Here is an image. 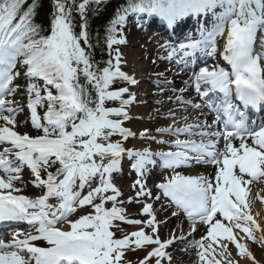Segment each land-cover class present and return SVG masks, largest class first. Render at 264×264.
Here are the masks:
<instances>
[{
  "label": "snow or ice",
  "instance_id": "obj_1",
  "mask_svg": "<svg viewBox=\"0 0 264 264\" xmlns=\"http://www.w3.org/2000/svg\"><path fill=\"white\" fill-rule=\"evenodd\" d=\"M104 2L53 0L48 34L42 25L34 22L39 0H32L26 9L24 5L28 0H0V120L5 122L0 126V143L14 146L18 150L17 158L35 174L37 186L47 188V194L35 200L13 195L20 191L14 187L18 177L13 173H19L21 168H13L0 156V167L8 174L7 179L0 177V190H9L7 194L0 192V222H26L37 233H29L23 239L14 238L8 244L0 239V264H123L124 250L131 247L133 238L137 248L158 245L142 264H148L152 257L164 258L165 249L173 241L161 242L144 231L114 239L110 231L114 221H125L123 210L116 206L120 193L112 182L113 173L120 171L125 156L134 161L132 167L142 178L150 166H156L157 160L165 169L172 170L174 175L158 185L162 195L184 211L193 225L197 220L209 225L205 239L232 241L242 256H250L245 245L236 240L232 228L226 227L222 220L236 221L235 227L251 237L254 229L242 227L240 221L245 225L255 224L245 211L248 208L246 185L264 178V125L258 131H250L245 113L234 100H239L245 108L264 106V0H128L107 29L110 58L107 66L100 67L90 51L93 45L87 32L86 12L93 10L91 5L98 10ZM76 11L83 18L79 32L74 30L73 13ZM130 12L155 14L170 27L188 16H213L210 31L201 27L199 40L180 44L170 55L179 52L184 59L202 51L215 56L216 40L226 34L223 59L231 66V71L203 67L194 74L195 90L201 97H209L212 92L223 94L219 103L205 100L208 108L216 112L215 123L222 124L223 131L217 127L209 132L206 129L210 125L200 124L195 125L200 129L198 133L192 131V126L160 129L162 135H199L201 142L177 139L169 147L178 151L159 154L128 150L121 142L111 141L114 135L125 141L134 138V134L123 127V122L129 115L126 108L134 103L135 97L127 87L110 90L117 80L130 85L137 83L121 71L118 50H115V62L111 58L113 45L126 42L117 38V28L125 25ZM18 64H22L29 80L44 82V96L36 83L28 87L29 93L35 96L29 101L32 124L43 132L35 138L20 135L8 127L15 125L16 108L6 97L18 87L12 86L20 75ZM126 94L129 99L123 98ZM106 101H119L120 107H106ZM45 102L47 109L42 118L37 106L43 107ZM193 107L200 109L201 105L193 104ZM221 138L224 140L222 152L217 148ZM237 139L238 147L233 144ZM249 139L251 144L247 142ZM189 152L195 156H190ZM191 160L212 163L218 166V171L212 179L184 176L176 171L190 166ZM57 164L55 174L49 172L46 180L41 179L42 168ZM136 185H139V195H152L144 192L143 179L137 180ZM85 188L88 191L83 194ZM109 192L111 195H106ZM51 198L57 202L49 203ZM109 201L113 205L110 209L105 207ZM89 205L94 214L70 219L78 207ZM143 211L151 215L152 206H145ZM154 220L155 217L148 222V227L154 226ZM126 222L141 224L139 220ZM65 224L68 230H64ZM37 240L45 241L48 246H34L32 242ZM192 246L203 249L199 253L201 261L219 264L210 259L211 243L207 248L202 241Z\"/></svg>",
  "mask_w": 264,
  "mask_h": 264
},
{
  "label": "trees",
  "instance_id": "obj_2",
  "mask_svg": "<svg viewBox=\"0 0 264 264\" xmlns=\"http://www.w3.org/2000/svg\"><path fill=\"white\" fill-rule=\"evenodd\" d=\"M39 2H40V7L37 9L38 14L35 18H37L38 24L42 25L47 32L50 28V21L52 18L53 0H39ZM76 2L80 3L82 2V0H76ZM30 3H32V0H28V3L24 5V8L26 9L28 4ZM94 6L95 5H91L90 7L92 9H95L96 7ZM114 7H115L114 2L108 3L106 8L104 9V12L97 17H96V15L98 14L97 10L86 12L87 32L89 35V40L93 45L90 51L92 52L93 59L100 67H103L108 61V55L105 47L106 37L108 34L107 32L108 24L106 19L111 15V13L114 10ZM98 9L99 11L101 10V8ZM73 16H74L73 22L76 25L74 30L79 32L82 30L80 28V24L83 22V18L80 16L78 11L74 12Z\"/></svg>",
  "mask_w": 264,
  "mask_h": 264
},
{
  "label": "rangeland",
  "instance_id": "obj_3",
  "mask_svg": "<svg viewBox=\"0 0 264 264\" xmlns=\"http://www.w3.org/2000/svg\"><path fill=\"white\" fill-rule=\"evenodd\" d=\"M134 43L137 44V45L136 46L132 45L131 47H129V51H133L134 53L136 52V54L133 55V57L135 58V61H133V59L130 60L131 63H132V67H134L135 72H136V69L138 67L142 68L143 66L148 64L150 61H148V62L146 61V52H144L145 51V44H146L145 38H142V37L136 38ZM139 73H141V72H139ZM151 112H152L151 109L146 111V115L149 114L148 115L149 118H151V115H150ZM24 115H25V112H24ZM26 115L29 116L28 112H26ZM20 117H22L21 114L19 115V118ZM155 118H157V117H152L151 120L154 122ZM142 122L147 124V126L150 124V123H148L147 120H143ZM19 123H20V125L23 124V122H19ZM140 124H142V123H140ZM26 127L25 128H21L19 131L23 135H28L30 137H34L35 138L36 137V133L34 131H32L33 124H32L31 121H29V118H28V120L26 122ZM30 178H34V176H30ZM46 179H47V176L44 174L43 175V180H46ZM263 179L264 178H260V180H263ZM255 183L256 182H253V186L255 185ZM28 186H31V185L28 184ZM125 188L128 190V186L127 185H125ZM130 193H132V190H130L127 193H124V199L132 200V194H130ZM263 208H264V206H263ZM133 212H135V208L128 210L129 214H132ZM119 231H125V230H119ZM256 243H258V245L260 244L259 241H257ZM251 250H252V252L250 253V256H242V255L239 256V255H236V256H234L232 258H229L228 260L230 262H232L233 264H264V246H262L261 248L258 247V249H256L251 244ZM133 254H134V256H139L141 258H144L146 255H148L146 249L136 250V251L133 252Z\"/></svg>",
  "mask_w": 264,
  "mask_h": 264
},
{
  "label": "bare ground",
  "instance_id": "obj_4",
  "mask_svg": "<svg viewBox=\"0 0 264 264\" xmlns=\"http://www.w3.org/2000/svg\"><path fill=\"white\" fill-rule=\"evenodd\" d=\"M158 114H160V111H159ZM202 169L203 170H206L205 172H207L208 175H214L218 171V166H212L208 170L205 169V168H202ZM178 170H179L178 171L179 173H184L185 172V170L184 171H181L180 169H178ZM199 170H201V169L200 168H198V169L197 168L196 169H193L192 168V169H190V170L187 171V175H189L191 177H198L196 173ZM263 184H264V181L261 184V188L259 190L257 188H255L254 190H251V192H250V196L253 199L254 198H258L259 200H261L258 204L255 205L256 211L253 214L254 218L256 219V224H254L256 226H259L260 224H262L264 222V220H262L264 218V208H263V205H261V204H264V187H262V186H264ZM87 191H88V189L85 188L83 194H86ZM18 196H20V195H18ZM28 199H32V198H28ZM37 199H39V198H37ZM33 200H35V199H33ZM56 202L57 201H55L54 198H51L49 200V203H56ZM97 202H99V201H97ZM167 212H168V210H167ZM88 214H94V211H93V209H92V207L90 205L89 206H84L82 208L78 207L77 208V211L70 217V219H73V220L74 219H78L82 215H88ZM170 224H174L175 226H177V227H179L181 229H187V227H184V221H183L182 217H179L178 214H176V213L172 216V218L168 219L166 221V223H165V225H170ZM233 226L235 228V230L233 231L234 232V235L236 237L238 236L242 240V238L244 237V233L245 232H243L240 228H236L235 225H233ZM245 226H247V225H244L242 227H245ZM263 226H264V224H263ZM63 228H64V230H68V225L67 224L63 225ZM176 230H178V228H176ZM262 236H264V230L263 229H261L259 231L258 237L261 238ZM242 241L244 242L245 239H243ZM212 250H213L214 256H215L216 255L215 249L212 248ZM218 254H219V257H220V255H221L220 252H218ZM174 257H176V256H174ZM214 260L215 261H218L219 264L221 262V261H219L218 258L217 259L214 258Z\"/></svg>",
  "mask_w": 264,
  "mask_h": 264
}]
</instances>
